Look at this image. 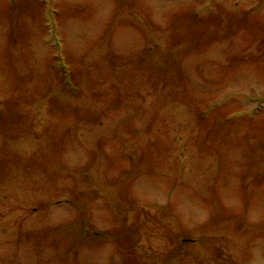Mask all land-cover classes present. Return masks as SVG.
<instances>
[{
	"label": "rangeland",
	"instance_id": "1",
	"mask_svg": "<svg viewBox=\"0 0 264 264\" xmlns=\"http://www.w3.org/2000/svg\"><path fill=\"white\" fill-rule=\"evenodd\" d=\"M0 264H264V0H0Z\"/></svg>",
	"mask_w": 264,
	"mask_h": 264
}]
</instances>
